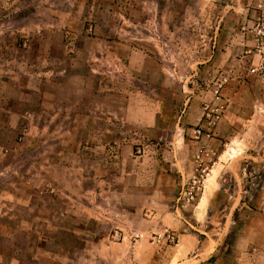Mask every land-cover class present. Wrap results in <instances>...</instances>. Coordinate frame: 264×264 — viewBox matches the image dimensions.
Returning a JSON list of instances; mask_svg holds the SVG:
<instances>
[{
  "label": "crops",
  "instance_id": "1",
  "mask_svg": "<svg viewBox=\"0 0 264 264\" xmlns=\"http://www.w3.org/2000/svg\"><path fill=\"white\" fill-rule=\"evenodd\" d=\"M159 2L150 0L151 5ZM261 2L197 0V8L186 10L180 24L171 26L175 15L166 14L165 33L178 40L163 45L132 43L124 28L111 30L93 21L94 15L88 17L92 23L82 35L86 41L74 39L64 49L71 66L75 60L79 68V62L84 66L71 74L80 79L81 95L71 91L67 98L80 102L77 112L71 105L73 115L98 119L95 126L72 123L71 132L80 128L102 138L76 142L72 165L85 166L70 173L80 174L88 167L100 171L89 173L87 178L95 183L87 184L86 190L78 187L55 196H86L87 218L106 223L107 231H89L75 256L56 250L33 259L47 258L54 264H264V77L248 73L251 56L245 55L253 47L248 30L257 19L253 7ZM156 16L150 14L151 19ZM218 67L234 69L224 91L227 110L215 138L196 141L190 129L200 122L203 104L212 99L213 91H195L188 80L200 73L192 69ZM110 69L159 71L173 82L183 81L178 94L182 97L174 99L178 89L173 85L172 106L144 90L111 88ZM90 75L98 77L97 86L90 87ZM42 99L45 107V93ZM116 124L117 137L111 138L110 127ZM142 148L144 153L138 154ZM204 168L199 197L193 202L179 199L186 183ZM250 180H256L254 187ZM63 214L66 211L55 210L59 219ZM9 215L0 205V217ZM27 224L25 219L20 222L23 229ZM12 230L0 234V264L19 263ZM166 230L176 234V242L167 243ZM41 239L62 243L58 237ZM3 240L6 248L1 247ZM22 245L24 249L25 241ZM25 260L31 256L23 252Z\"/></svg>",
  "mask_w": 264,
  "mask_h": 264
},
{
  "label": "rangeland",
  "instance_id": "2",
  "mask_svg": "<svg viewBox=\"0 0 264 264\" xmlns=\"http://www.w3.org/2000/svg\"><path fill=\"white\" fill-rule=\"evenodd\" d=\"M196 8L197 0H171L170 4L160 0L154 5L150 0H0V205L12 216L0 217V234L14 227L18 264H54L51 259L33 257L56 250L65 257L75 256L77 249L84 247L81 239L88 237L89 231L99 230V234L107 231L106 223L87 218L86 196H55L78 187L86 190L87 184L95 183L87 178L89 173L100 171L88 167L80 174L70 173L85 166L72 165L71 152H78L76 142L102 137L95 133L90 137V133L80 128L71 132L72 123L95 126L98 119L72 114L71 105L75 104L73 111L77 112L80 102L72 103L67 94L73 91L80 96L81 92L78 91L80 79L71 74L84 70V66L79 62V68L76 60L71 66L65 47L74 39L86 41L82 35L90 30L88 24L92 19L88 17L92 15L93 21L109 25L111 30L124 28L132 43L175 42L178 37L164 30L168 27L166 14L175 15L170 20L173 26L181 23L180 17L186 10ZM253 9L258 14L256 5ZM152 12L157 14L155 19L150 18ZM225 69H192L200 73L188 83L195 91L208 90L217 72ZM109 74L111 88L125 85L144 90L164 97L169 106L182 97L178 94L183 81L173 82L159 71L110 69ZM88 78L90 87L97 86L96 75ZM170 85L178 89L176 97ZM42 93L47 95L45 107ZM119 127L111 125V138L117 137ZM137 152L143 154L144 149ZM72 205H78L75 211L70 210ZM58 208L66 211L61 219L55 215ZM23 219L28 221V229L20 225ZM59 223L63 224L62 228L57 227ZM72 223L77 225L73 229ZM2 224L8 225V229H2L5 228ZM44 236L58 237L62 243L46 244L41 239ZM1 247H7L6 240L1 242ZM23 252L25 256L30 254V261L23 263Z\"/></svg>",
  "mask_w": 264,
  "mask_h": 264
},
{
  "label": "built area",
  "instance_id": "3",
  "mask_svg": "<svg viewBox=\"0 0 264 264\" xmlns=\"http://www.w3.org/2000/svg\"><path fill=\"white\" fill-rule=\"evenodd\" d=\"M257 9V19L253 27L248 29L253 41V47L246 51L245 55L251 56V65L247 70L248 73L264 77V0L257 5ZM233 77L234 69L229 68L217 72L212 85L213 97L203 104V115L200 122L190 129V134L194 140L202 141L215 138L218 125L223 119L228 106L224 91ZM205 172L206 168L202 169L200 174L193 177L189 183H186L179 194V199L184 198L193 202L199 197L203 187ZM249 182L251 187L256 185V180H250ZM166 233V241L168 243L176 242V234L174 232L166 230Z\"/></svg>",
  "mask_w": 264,
  "mask_h": 264
}]
</instances>
